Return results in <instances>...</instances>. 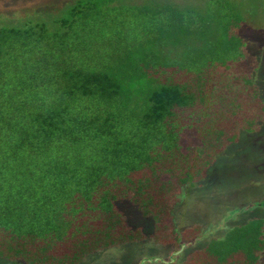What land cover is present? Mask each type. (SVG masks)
<instances>
[{"label": "trees", "instance_id": "16d2710c", "mask_svg": "<svg viewBox=\"0 0 264 264\" xmlns=\"http://www.w3.org/2000/svg\"><path fill=\"white\" fill-rule=\"evenodd\" d=\"M60 8L0 21V258L24 264H78L136 238L118 198L156 232L180 188L264 124V0ZM262 226L209 237L194 264H264Z\"/></svg>", "mask_w": 264, "mask_h": 264}, {"label": "rangeland", "instance_id": "374dc122", "mask_svg": "<svg viewBox=\"0 0 264 264\" xmlns=\"http://www.w3.org/2000/svg\"><path fill=\"white\" fill-rule=\"evenodd\" d=\"M67 1L0 0V21L18 23L32 14L55 13ZM259 14L264 21V13ZM253 74L264 100L263 55ZM192 138L184 134L182 145L193 146ZM205 170L195 184L184 185L176 193L172 213L161 216L163 223L156 232L150 217L142 216L127 199L118 198L115 204L136 238L93 250L78 264H194L204 258L201 248L209 237L220 238L230 227L254 217L264 219V124L253 132L240 131L237 140L217 152ZM262 234L264 237V226ZM61 249L65 250L64 246ZM0 264L24 262L0 258Z\"/></svg>", "mask_w": 264, "mask_h": 264}, {"label": "water", "instance_id": "95a60500", "mask_svg": "<svg viewBox=\"0 0 264 264\" xmlns=\"http://www.w3.org/2000/svg\"><path fill=\"white\" fill-rule=\"evenodd\" d=\"M181 246H182V245H181ZM181 246H180V247H181ZM171 259H172V258H171ZM142 264H143V261H142Z\"/></svg>", "mask_w": 264, "mask_h": 264}]
</instances>
